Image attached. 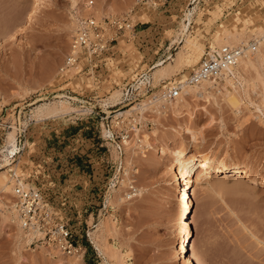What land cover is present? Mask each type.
Wrapping results in <instances>:
<instances>
[{"label": "rangeland", "instance_id": "obj_1", "mask_svg": "<svg viewBox=\"0 0 264 264\" xmlns=\"http://www.w3.org/2000/svg\"><path fill=\"white\" fill-rule=\"evenodd\" d=\"M138 1L0 0V166L6 157L10 163L0 177L11 185L8 192L0 183V264H191L176 251L184 209L195 234L189 254L195 250L205 264H264V186L198 173L189 209L184 187L170 177L173 152L189 146V155L264 179V61L240 69L246 105L239 109L225 81L203 95L182 91L184 107L178 97L137 108L188 77L207 48L224 46L225 31L244 33V43L230 46L259 37L264 0ZM87 7L114 9L97 20L120 17L134 31H111L106 54L62 72L76 17ZM179 52L185 62L156 81L155 66ZM57 101L69 110L35 115L38 105ZM17 179L45 193L82 246L78 255L20 237L10 213Z\"/></svg>", "mask_w": 264, "mask_h": 264}, {"label": "built area", "instance_id": "obj_2", "mask_svg": "<svg viewBox=\"0 0 264 264\" xmlns=\"http://www.w3.org/2000/svg\"><path fill=\"white\" fill-rule=\"evenodd\" d=\"M144 1L139 0L138 5L144 4ZM76 22L72 50L61 69L62 72L77 68L85 60L88 67L94 58L106 54L114 41L108 37L111 31L116 30L118 34L119 31L126 32L127 28L131 29L130 31H134L135 28L120 17L112 16L99 21L92 13L80 12ZM124 35L125 33L122 36ZM263 39L264 37H257L242 46L224 45L207 48L197 68L188 77L166 86L160 96L166 102H170L181 95L185 86L198 85L206 81L222 82L242 57L257 51ZM13 192L18 221L31 235V244L47 246L70 256L80 253L82 246L73 239L68 225L41 189L25 187L17 179Z\"/></svg>", "mask_w": 264, "mask_h": 264}, {"label": "bare ground", "instance_id": "obj_3", "mask_svg": "<svg viewBox=\"0 0 264 264\" xmlns=\"http://www.w3.org/2000/svg\"><path fill=\"white\" fill-rule=\"evenodd\" d=\"M82 10L83 11H81V14L92 13L97 18H101L102 14H105L107 12H113V14H114V12H116L114 9H108V10L106 9V11H104L105 9L99 11L100 10L99 9V10L95 11V9L84 8ZM36 12H37V9H36ZM36 12L34 10V12L28 17L29 23L32 19H34ZM186 17H187V14H186ZM184 28H185L184 30H186V28H187L186 25L184 26ZM260 34L261 35L259 37H264V31L261 32ZM243 38H244V33L242 35V32L240 33L237 30L235 31V29L234 30H227L221 35V39L219 40V44H225V45L230 46V45H234L235 43H244ZM191 45H192V43L188 39L186 41V45H185L188 48V50H191L193 48ZM255 53H256V55H255L254 59L249 58L248 55L242 57L239 60L238 64L234 68H232L229 71V73L226 74V76L223 80V81H225L226 84H229L232 86V88H234V90L231 91L230 93H228L229 92L228 91L227 92L228 95H226V96L229 99V102L233 106H235L237 109H239L242 105H246L245 100H244V96H243V92H242V89H243L242 86H243V83L245 82V78L241 75L240 69L246 70V69H249L251 67H256L257 64L262 63L264 61V39L261 41V43H260V45H259V47ZM173 59H174L173 62H167V63L161 62L160 64L155 66V71L153 72V76H154V79L156 81L160 80V79L162 80L163 78H166V76L167 77L170 76L172 73H174L175 68H177V67L179 68L186 60L182 52H179L177 54V56ZM236 78H239V80ZM234 79L239 81V83H238L240 85L239 87H238V84H236L234 82ZM217 84H219V82L206 81V82H204L202 84H198V85L185 86L183 88V91H186V93H188L190 91V92H193L196 94L200 93L203 95V93L206 91H209L210 88H213L214 86L217 87ZM225 87H226V85H225ZM219 90H220V88H219ZM219 92H222V91H219ZM118 96H119V93H115L113 97L117 98ZM154 98H155V101L149 100L146 103L144 102V103L140 104L137 108H139L141 110V112H143L145 108H148L150 106L152 107V106L156 105L157 102H160V103H158L159 106L162 104L161 101L164 103H168V102H166L165 99H163L162 96L156 95ZM183 101H184L183 96L179 97L177 100V102H179L180 104L182 103L181 104L182 107H184L183 104L185 102V101L184 102ZM173 103L176 104V101ZM179 103H177V104H179ZM68 106L66 105L65 101L42 103L36 107L35 115L37 117H50V116L58 115V114L67 112L69 110ZM156 112H157V110H156ZM158 114H160V113H158ZM187 131L191 132V130L189 128ZM191 133H193V132H191ZM143 137H144L143 138L144 140H142L143 142L145 141L146 143H148L150 141V137L148 135H146V136L144 135ZM193 138H194V140L196 139L195 134H194ZM8 142L10 145L9 146L10 152L11 153L15 152L16 147H17L16 146L17 138H16V130L15 129L9 133ZM124 144L128 145L129 144L128 140L125 139ZM189 151H190L189 146H187L183 149H178V150H175L173 152V156L175 159H174V166H173L171 174H170L171 181H176L177 186L184 187V189L182 190L183 194L181 195L182 196V198H181L182 205L188 207L189 209H191V190L193 188L194 178L198 173H200V175L205 176V175L210 174L212 171H214L216 174H228L234 180H240L243 178L244 180L247 179L248 181H251V182L258 184L261 187L264 186V179H259L257 176L249 173V171H247L244 167L232 168L229 165H225L223 163H215L211 159H208V158L199 159L197 156L189 155ZM162 152L165 153L166 149H163ZM7 158L8 157L5 158L6 163L4 165L2 164L3 166L1 165L2 166L1 169L7 167L10 164L9 159H7ZM3 173H5V172H3ZM1 174L2 173H0V175ZM182 180H184V182H182ZM0 183H3L2 186L8 192H10L11 185H9V183H7L4 178L0 179ZM22 185H24L25 187H28L27 184L22 183ZM12 204H13L12 209H11L12 211H10V213H12L11 220L14 222V225L16 224L18 226V229L20 231V237L25 238L26 239L25 241L27 243H30L31 239H32L31 235L28 234L21 227V225L18 221V218H17L15 203L13 202ZM182 209H183V206H182ZM10 213H8V214H10ZM185 215H186V211L184 209L183 214L181 215L182 220L184 222V227L182 226L183 225L182 224L181 230L183 232L182 234H184V235H183V238H181V241L177 243L176 251L179 254V258H182L183 260H190L189 262L191 264H205L206 262L202 261V259L200 258L201 256L199 257L198 252H196L195 250H194V252L191 251V253L189 254V249H191V246L193 245L194 240H195L194 239L195 234H194V230H193V227L191 225L190 220L187 219V217ZM42 250H47V249H42ZM53 253H54V251H53ZM199 255H200V253H199Z\"/></svg>", "mask_w": 264, "mask_h": 264}]
</instances>
